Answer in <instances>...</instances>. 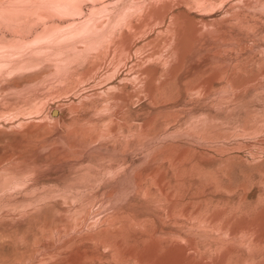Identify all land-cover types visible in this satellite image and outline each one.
<instances>
[{
    "label": "rangeland",
    "instance_id": "obj_1",
    "mask_svg": "<svg viewBox=\"0 0 264 264\" xmlns=\"http://www.w3.org/2000/svg\"><path fill=\"white\" fill-rule=\"evenodd\" d=\"M0 264H264V0H0Z\"/></svg>",
    "mask_w": 264,
    "mask_h": 264
},
{
    "label": "bare ground",
    "instance_id": "obj_2",
    "mask_svg": "<svg viewBox=\"0 0 264 264\" xmlns=\"http://www.w3.org/2000/svg\"><path fill=\"white\" fill-rule=\"evenodd\" d=\"M20 21V20H19ZM56 40V39H55ZM56 42V41H55ZM5 57V56H4ZM55 114H57L56 112H54Z\"/></svg>",
    "mask_w": 264,
    "mask_h": 264
}]
</instances>
